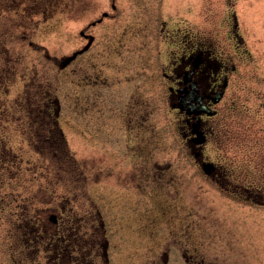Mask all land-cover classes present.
Listing matches in <instances>:
<instances>
[{
  "label": "rangeland",
  "instance_id": "obj_1",
  "mask_svg": "<svg viewBox=\"0 0 264 264\" xmlns=\"http://www.w3.org/2000/svg\"><path fill=\"white\" fill-rule=\"evenodd\" d=\"M82 30L91 46L62 66L86 44ZM174 36L209 47L228 80L197 149L163 99L157 68L138 63L143 53L153 60L158 38ZM0 42L14 67L10 98L49 91L61 129L37 133L43 118L9 124L5 148L20 154L19 174L31 177L17 207L0 204V261L12 250L18 264H57L65 241L78 239L69 264H264V0H0ZM164 43L166 63L173 54ZM142 139L144 169L136 164ZM204 161L220 170L217 183L201 170ZM142 170L144 182L126 177ZM1 183L0 197L17 190ZM78 217L85 224L69 232ZM31 230L37 242L11 240Z\"/></svg>",
  "mask_w": 264,
  "mask_h": 264
},
{
  "label": "flooded vegetation",
  "instance_id": "obj_2",
  "mask_svg": "<svg viewBox=\"0 0 264 264\" xmlns=\"http://www.w3.org/2000/svg\"><path fill=\"white\" fill-rule=\"evenodd\" d=\"M111 7L113 9L115 8L113 4L111 5ZM107 16L108 14L106 12H103L101 18L97 19L96 22L99 23L103 18H106ZM92 24H96V23H92ZM79 34L84 40H86V44L87 42L88 43L90 42L88 45V49H89V47L92 44L93 37L89 36L84 30L80 31ZM237 37L239 38L238 34L236 35V38ZM164 41H165L164 48H166L167 47L166 45H168L169 50L167 49V52L172 51L171 53L173 54V58L171 59L169 58L168 62L166 63L164 61L165 56H163V51L165 50H162L161 52V49H160V45ZM155 45H157V48L155 49V53L152 55L153 60L152 61L149 60L148 53L147 54L143 53V55L139 56L140 57L138 60V63H140L139 66L141 70L144 71L146 70V68L150 66V62H151L157 68V73H159L160 80L162 81V87H163L162 89L164 92L163 99L166 103L170 105V107L173 110L177 111L178 114L180 115V120L183 121L184 126H185L184 131H183V136L185 138L187 146L197 149L201 145L198 146L195 144V141H194L195 134L193 133V129L202 131V133L205 136V140H206L208 134L206 132L207 129L204 126L205 121H206L205 119L214 116L213 114L212 115L207 114V112L209 111L208 109L215 111L214 107L223 99V96H224V93L227 87L228 80H227L226 74L224 73V65L222 62L218 60L216 61V59L212 57L211 50L209 47L207 48V47L199 46L197 45L195 41H192L191 39L189 41H186L185 44L184 43L182 44V41L179 40V38L177 39L175 36L169 37L168 40H166L165 38H162V39L158 38L157 41H155ZM48 95H49V91L47 92V95L44 97V100L45 102H48L49 106L52 108L53 105H55V103L49 100L50 96ZM218 95H220L221 97L217 101V103H215L214 100L218 97ZM21 116H24V115H21ZM59 116H60L59 113H53V112L45 113V114H33L30 119L31 121H33V124L31 122V125L33 126V125L39 124L37 123L38 122L37 119L43 118L42 121L39 120L41 121V123H40V127L37 130V133L40 130H45V129H47V131L49 132L52 130L60 131L61 129L59 126V120H60ZM82 116H87V114H84ZM128 121H130V119ZM83 131H86V130L83 129ZM55 136H57V134ZM92 137L94 140H99V137L96 134L90 135V139ZM39 140H41L43 143H48L50 147L54 143V141L48 137L41 138ZM62 141L65 142V139H62ZM127 142H128V139L126 140V143H125L128 146ZM133 146L135 147L134 144ZM145 150H147L146 143L144 139H142V143L140 147L142 158H141V161L137 162L136 164H140L143 169L149 165V163L147 162V156L144 153ZM128 152L129 151L127 150L126 153ZM197 152L198 150L194 151V156L198 154ZM132 154L131 156H128V158H131V161L135 159L133 158L134 155ZM72 164L76 168H80V169L88 168L87 164H83V163H79V164L72 163ZM131 165L133 166L134 164L131 163L130 166ZM94 167L95 166H93V168ZM203 173L205 174L204 171ZM126 174H127L126 177L131 180L134 179L133 175L136 174L135 179H137V183L142 182V181L144 182L146 180L145 178L146 173H144V170H142L141 172H138V174L137 173H134V174L126 173ZM205 175L217 183L218 177L220 176V170L216 166H214V168L211 171H209L208 174H205ZM157 176H158L157 180L162 178L160 174H158ZM128 200L129 199L127 198L126 201ZM65 202L68 204L69 202H71V200L68 199V200H65ZM62 208L60 209L61 211H58V212L64 215L65 214L64 208L63 209ZM69 210L71 211V209ZM50 216H53V218L51 219ZM77 219L79 220L77 227L74 228V225L72 227L69 226V228L71 227L68 230L69 232H75V231L79 232L80 228L78 227L82 228L83 224H85V222L81 221L80 217H78ZM48 220L52 225L58 226L60 224L59 218L57 217L56 213H51L48 216ZM88 221L94 222L92 220H88ZM68 222L74 224L77 221H74L73 217H71V219H69ZM99 223H100V226L98 225L99 228L102 229V231H104V225L102 221L99 220ZM77 240L76 242L67 241V240L65 241V243L61 246V249L56 252V257H57L56 260H58L57 264L58 263L59 264H69L71 261H73L74 256L72 254H73V250L77 249L76 247ZM99 245L100 243L98 244V246ZM92 246L97 247V244L94 243ZM101 250H102L104 259L107 263L109 258L107 256V244L106 243L103 242ZM78 261L76 260V262Z\"/></svg>",
  "mask_w": 264,
  "mask_h": 264
},
{
  "label": "trees",
  "instance_id": "obj_3",
  "mask_svg": "<svg viewBox=\"0 0 264 264\" xmlns=\"http://www.w3.org/2000/svg\"><path fill=\"white\" fill-rule=\"evenodd\" d=\"M4 43L0 42V46L4 47ZM8 56H6L5 52L1 51L0 52V176L6 181L9 182L8 184L17 187V190H10L6 193V195L0 197V204L4 205H11L14 204L15 207H17L16 202L19 200V195H17V192L19 188H23V185L25 182L29 183V177H31V173H25L26 170H23L25 174H19V168L17 167L16 162L18 160H21L19 157V153L14 150H9L6 149L8 142L5 133L7 132L8 128L11 127L9 124H17L21 127L20 123L22 121H25L27 119H31V116L33 114H45V113H50L53 112L51 107L49 106L48 102H45L44 97H45V92L44 90H41L37 88V91H35L33 94L28 93L24 96V99H21L20 97L16 99L10 98V93L8 91V85L9 82L7 81L8 77L10 74H14V67L12 66L13 63L11 59ZM9 74V75H8ZM6 76V79H5ZM39 89V90H38ZM38 97H43L38 99ZM54 107V106H53ZM55 110V109H54ZM54 113V112H53ZM18 115H24L26 117L23 118H18ZM29 122V121H27ZM25 128V131H28L31 129L29 127V124L26 126H22ZM5 131V132H4ZM4 132V133H3ZM9 144V143H8ZM14 164V167L17 171V176L14 175V173L11 170V166ZM5 169H9L6 172ZM20 176L23 177V184L20 183ZM17 177V178H16ZM0 178V187L2 185L1 179ZM26 185V184H25ZM28 185V184H27ZM27 227H24V233L27 231ZM31 235L24 236V237H18V239L15 238V236L11 239L14 241V243L19 242V240L22 239H34V241H38L34 237L33 230ZM5 240V239H4ZM6 241V240H5ZM4 241V242H5ZM12 249V248H11ZM4 257H6V260L0 261L4 264H18L15 256L14 251H9L7 254H4Z\"/></svg>",
  "mask_w": 264,
  "mask_h": 264
},
{
  "label": "water",
  "instance_id": "obj_4",
  "mask_svg": "<svg viewBox=\"0 0 264 264\" xmlns=\"http://www.w3.org/2000/svg\"><path fill=\"white\" fill-rule=\"evenodd\" d=\"M88 46H86L84 49H86ZM83 49V50H84ZM83 50H81V51H79V52H77V53H80V52H82ZM77 53H75V54H73L72 56H70V57H68V58H66L65 60H63L62 61V66H64V65H66L68 62H70L72 59H74L75 58V56L77 55ZM220 98V95H218V97L214 100V102H216V101H218V99ZM208 114H213L214 112L213 111H208L207 112ZM195 128H196V126H195ZM193 132L196 134V137H195V139H194V141L196 142V143H201V142H203L204 141V136H203V133L201 132V131H198L197 129H193ZM202 168H203V170L206 172V173H208L210 170H212V168H213V165L212 164H210V163H202ZM53 217L51 216V219H52Z\"/></svg>",
  "mask_w": 264,
  "mask_h": 264
}]
</instances>
